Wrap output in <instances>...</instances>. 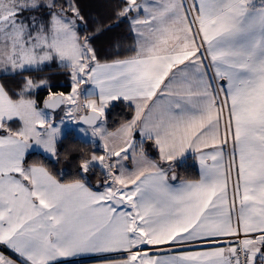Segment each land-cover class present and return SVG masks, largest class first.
<instances>
[{
  "label": "snow or ice",
  "instance_id": "1",
  "mask_svg": "<svg viewBox=\"0 0 264 264\" xmlns=\"http://www.w3.org/2000/svg\"><path fill=\"white\" fill-rule=\"evenodd\" d=\"M0 76V264H264V0H0Z\"/></svg>",
  "mask_w": 264,
  "mask_h": 264
},
{
  "label": "trees",
  "instance_id": "2",
  "mask_svg": "<svg viewBox=\"0 0 264 264\" xmlns=\"http://www.w3.org/2000/svg\"><path fill=\"white\" fill-rule=\"evenodd\" d=\"M113 0H80V7L85 14V16L95 17L97 19L107 20V17L111 14V5ZM125 34V28L121 27L118 29H113L112 31L104 32L100 34L96 40V46L100 50L101 55H105L111 50V45L114 41L121 38ZM40 75H47L52 78L53 83L62 85L61 87L56 88V91H70L68 87V77L63 73V69L52 68L45 69ZM20 77H11V76H0V80L3 83L4 87L9 92L17 91L20 87ZM47 92H41L37 97V103L39 106H43V101L46 98ZM126 113L127 110L123 109L121 105L119 108H116L112 112L113 119L119 120L121 118V113ZM31 159H38L37 156L33 155ZM54 170L57 172H63V179L65 181L71 180L74 175V169H72L70 164L61 163L54 166ZM198 165L194 162L186 170H181L179 172V177L184 178H197L198 177ZM96 178L92 179V183L95 184ZM94 261V260H93ZM90 261H80L81 263H88Z\"/></svg>",
  "mask_w": 264,
  "mask_h": 264
},
{
  "label": "crops",
  "instance_id": "3",
  "mask_svg": "<svg viewBox=\"0 0 264 264\" xmlns=\"http://www.w3.org/2000/svg\"><path fill=\"white\" fill-rule=\"evenodd\" d=\"M0 84H3L1 82V80H0ZM80 261H90L88 263H81V264H96V258L95 257H85V258H82Z\"/></svg>",
  "mask_w": 264,
  "mask_h": 264
},
{
  "label": "rangeland",
  "instance_id": "4",
  "mask_svg": "<svg viewBox=\"0 0 264 264\" xmlns=\"http://www.w3.org/2000/svg\"><path fill=\"white\" fill-rule=\"evenodd\" d=\"M52 68H57V67H55L54 65H53V67H51V68H49V69H52ZM41 108L43 107V106H40ZM59 115H62V113L60 112V110H57V119H58V116Z\"/></svg>",
  "mask_w": 264,
  "mask_h": 264
}]
</instances>
